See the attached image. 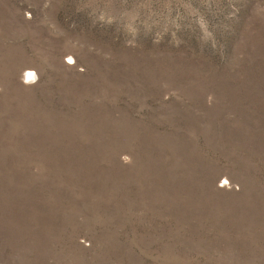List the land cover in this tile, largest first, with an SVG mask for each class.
Segmentation results:
<instances>
[{
  "label": "rangeland",
  "instance_id": "1",
  "mask_svg": "<svg viewBox=\"0 0 264 264\" xmlns=\"http://www.w3.org/2000/svg\"><path fill=\"white\" fill-rule=\"evenodd\" d=\"M0 264H264V0H0Z\"/></svg>",
  "mask_w": 264,
  "mask_h": 264
},
{
  "label": "bare ground",
  "instance_id": "2",
  "mask_svg": "<svg viewBox=\"0 0 264 264\" xmlns=\"http://www.w3.org/2000/svg\"><path fill=\"white\" fill-rule=\"evenodd\" d=\"M33 75H34V73L30 69H26L24 71V77L27 78V79H29Z\"/></svg>",
  "mask_w": 264,
  "mask_h": 264
}]
</instances>
